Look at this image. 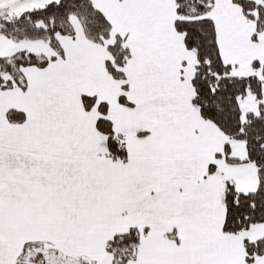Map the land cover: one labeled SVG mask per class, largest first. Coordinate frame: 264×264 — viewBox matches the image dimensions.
Here are the masks:
<instances>
[{
	"label": "snow or ice",
	"instance_id": "snow-or-ice-1",
	"mask_svg": "<svg viewBox=\"0 0 264 264\" xmlns=\"http://www.w3.org/2000/svg\"><path fill=\"white\" fill-rule=\"evenodd\" d=\"M0 264H264V0H0Z\"/></svg>",
	"mask_w": 264,
	"mask_h": 264
}]
</instances>
